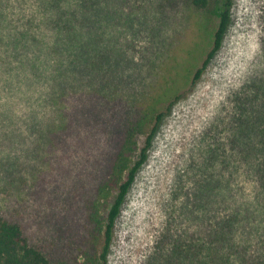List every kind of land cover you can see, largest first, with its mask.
Returning <instances> with one entry per match:
<instances>
[{"label": "rangeland", "instance_id": "obj_1", "mask_svg": "<svg viewBox=\"0 0 264 264\" xmlns=\"http://www.w3.org/2000/svg\"><path fill=\"white\" fill-rule=\"evenodd\" d=\"M179 1L0 0L1 36L43 41L0 47L1 59L10 52L8 65L0 59V213L54 264H75L84 203L106 168L114 123L171 72L192 78L211 48L202 12ZM100 19L110 20L107 47L117 41L123 55L102 76L70 65L74 47L56 48L57 38L101 32ZM190 78L127 196L107 264H171L173 246L202 233L206 214L216 224L259 195L251 157L238 151L256 144L253 125L264 130V118L254 123L264 115V0H233L223 46L196 84Z\"/></svg>", "mask_w": 264, "mask_h": 264}, {"label": "trees", "instance_id": "obj_2", "mask_svg": "<svg viewBox=\"0 0 264 264\" xmlns=\"http://www.w3.org/2000/svg\"><path fill=\"white\" fill-rule=\"evenodd\" d=\"M181 1L202 12V26L211 48L202 65L194 71L192 78L186 74L180 77L177 71L171 72L168 79L165 77L166 85L160 91L157 90L135 112L112 126V150L108 155L106 168L96 181L94 193L84 203L86 212L83 229L76 238L77 253L72 257L75 264H107L117 221L139 171L149 158L154 138L164 117L183 96V83H187L190 78L191 84H196L223 46L232 19L233 0ZM165 2L173 7L180 1ZM109 24L110 20L103 22L100 19L101 32L96 35L89 32L87 37L79 41L72 35L57 38L56 48H76V53L73 48L70 65L82 64L84 69L95 71V75L96 72H101V76L107 74L109 60L114 57L120 59L123 56L120 48H117L119 46L117 41L116 45H110L109 48L107 47L109 39L106 41L107 44L105 43L104 33ZM22 42H26V47L32 45L38 47L37 42L43 41L37 37L0 35V47L7 44L9 48L14 45L16 49ZM39 50L42 53L43 49H38V52ZM38 56L39 54L35 58H39ZM1 60H6L8 65L10 52L8 51L6 59ZM25 60L23 66L28 64ZM63 65L64 60L61 58L58 60V66ZM41 68L42 66L35 63L32 67L34 73L40 75ZM59 72L61 73V70ZM64 77H67L66 72ZM260 117L264 118V115H257L254 123L260 124ZM101 121L103 123V120ZM251 130L250 135L244 136H259L256 144L250 149L238 151V154L244 160L251 157L249 167L255 174L259 195L246 203L244 212L234 209L230 214L218 217L216 224L212 223L210 215L206 214L207 223L203 226L202 233L191 234L186 243L179 241L173 246L171 264H264V223L261 224L264 221L255 224L257 216H264V130L255 131L254 125ZM253 229L258 231L254 237L250 233ZM0 264H54V262L47 252L30 242L20 223L0 213Z\"/></svg>", "mask_w": 264, "mask_h": 264}, {"label": "bare ground", "instance_id": "obj_3", "mask_svg": "<svg viewBox=\"0 0 264 264\" xmlns=\"http://www.w3.org/2000/svg\"><path fill=\"white\" fill-rule=\"evenodd\" d=\"M252 42V41H251Z\"/></svg>", "mask_w": 264, "mask_h": 264}]
</instances>
